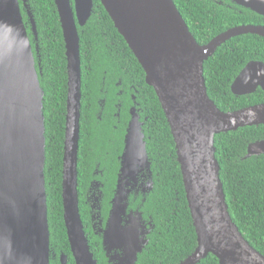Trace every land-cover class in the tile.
Returning <instances> with one entry per match:
<instances>
[{
  "label": "water",
  "instance_id": "95a60500",
  "mask_svg": "<svg viewBox=\"0 0 264 264\" xmlns=\"http://www.w3.org/2000/svg\"><path fill=\"white\" fill-rule=\"evenodd\" d=\"M264 18V0H227ZM0 0V264H50V233L45 188L44 94L22 7L37 40L26 1ZM145 74L165 115L174 141L184 192L197 245L179 264H198L208 255L219 264H264L232 221L215 158L214 138L239 128L264 125V104L223 112L208 97L204 62L229 39L252 34L264 38V27H232L199 45L173 0H99ZM66 58L67 97L62 159L63 220L75 264H97L80 218L77 152L80 134L81 63L77 25L93 11L92 0H54ZM35 57L38 58L36 62ZM41 74V70H39ZM264 91V62L250 61L234 78L236 97ZM125 137L122 172L151 169L145 134L133 112ZM264 155V140L252 142L243 159ZM152 183L149 195L153 190ZM118 187L105 231L108 242L123 248L124 264H136L147 240L139 224L121 228L116 218L126 194ZM145 197V196H144ZM137 218L140 211H135ZM115 224V225H114ZM145 228V226H144ZM150 233L147 230L144 235ZM55 257V256H54ZM109 261V260H108ZM59 264H67L60 255Z\"/></svg>",
  "mask_w": 264,
  "mask_h": 264
},
{
  "label": "trees",
  "instance_id": "16d2710c",
  "mask_svg": "<svg viewBox=\"0 0 264 264\" xmlns=\"http://www.w3.org/2000/svg\"><path fill=\"white\" fill-rule=\"evenodd\" d=\"M19 1L22 6V0ZM25 1L35 23L37 40H34L23 7L22 17L34 54L35 44L38 46L39 64L35 57L36 70L44 94V175L50 264H59L60 255L66 257L67 264H75L65 230L61 196L67 97L64 40L54 0ZM92 1L90 18L84 26L77 25L82 75L78 189H83L82 182L91 173L85 160L87 140L96 136V131L105 122L95 126L99 88L103 85L110 88L106 99V109L110 112L116 102L115 84L120 81L124 89L121 117L126 115L127 107L131 104L129 93L136 91L135 98L142 111L141 116L147 118L144 133L153 176V190L146 196L141 210L146 217H152L155 229L136 264H179L193 252L197 242L174 141L156 94L145 83L141 66L99 0ZM173 2L199 45L207 44L218 34L235 26H264L263 17L236 7L227 0ZM256 59L264 62V38L245 34L226 41L204 62L208 97L221 111L232 112L264 103V93L260 91L243 98L234 96L230 91L231 83L240 70L247 62ZM260 140H264V125L221 133L215 136L214 146L230 217L245 240L264 256V155L243 159L248 144ZM79 210L90 251L97 264H106L99 240L92 233L87 209L81 201ZM198 264L219 262L214 256L208 255Z\"/></svg>",
  "mask_w": 264,
  "mask_h": 264
},
{
  "label": "flooded vegetation",
  "instance_id": "af4514ba",
  "mask_svg": "<svg viewBox=\"0 0 264 264\" xmlns=\"http://www.w3.org/2000/svg\"><path fill=\"white\" fill-rule=\"evenodd\" d=\"M250 61L261 60L256 59ZM115 88L116 102L113 103V108L110 112L106 109V99L110 94V88L109 86L104 85L99 88V95L96 100V106L98 109L94 115V118L96 119L95 126L97 127L99 123L105 122L99 127V131H96V136L90 137L89 141L87 140L86 148L88 152L85 153V160L88 161V163L86 162L87 169L89 168L91 173L90 176H88L87 179L82 182V190L78 189L79 184L77 178L78 207L79 202L81 201L82 205L87 209L92 233L94 237L99 240L102 256L105 258L106 264L125 263V261L122 259L123 248L121 246L117 245L116 243L104 245V241H109L105 231H107L109 228V217L112 210H114L116 201L115 195L117 194L118 187L121 186V193L126 194V200L124 199L121 201V204H125V207L120 208L115 222L116 225H118L121 229L131 225L139 224L141 227H143L139 229L141 232L140 236L143 237L144 240H147L148 244L149 236L155 229L152 217H146L143 213V210H141V206L145 202L147 196L146 194L149 193V188L152 183L151 169L149 168L148 170L147 166L138 167L137 169L139 172L133 175L129 174V169L126 171V173L122 172V156L125 150V137L129 123L131 121V115L133 112L138 114L139 123L142 124L143 131L147 118L143 119L141 116L142 111L139 108V105L136 103V91L129 93L128 96L131 104L127 107L126 115L121 117V109L123 106L121 98L124 96V89L121 86L120 81L115 84ZM129 90H132V88H129ZM258 91L264 93L260 87L256 89L255 93ZM251 95H246L243 97H248ZM79 141L77 152V168ZM137 210L141 212V217L139 220L137 215L134 214V212ZM147 230H149L150 233L144 235ZM148 244H146L145 248L148 246Z\"/></svg>",
  "mask_w": 264,
  "mask_h": 264
}]
</instances>
